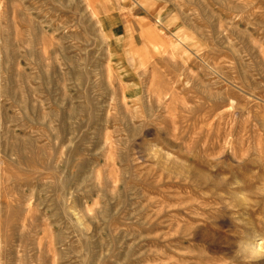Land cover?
Masks as SVG:
<instances>
[{"label": "rangeland", "instance_id": "rangeland-1", "mask_svg": "<svg viewBox=\"0 0 264 264\" xmlns=\"http://www.w3.org/2000/svg\"><path fill=\"white\" fill-rule=\"evenodd\" d=\"M250 231L264 0H0V264H224Z\"/></svg>", "mask_w": 264, "mask_h": 264}, {"label": "clouds", "instance_id": "clouds-1", "mask_svg": "<svg viewBox=\"0 0 264 264\" xmlns=\"http://www.w3.org/2000/svg\"><path fill=\"white\" fill-rule=\"evenodd\" d=\"M198 225L193 226V230ZM264 235L249 232L236 242V248L231 256L225 257L224 264H259L264 261Z\"/></svg>", "mask_w": 264, "mask_h": 264}]
</instances>
